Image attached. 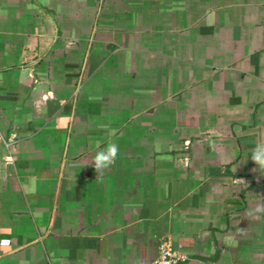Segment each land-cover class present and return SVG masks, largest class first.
<instances>
[{"label":"crops","instance_id":"1","mask_svg":"<svg viewBox=\"0 0 264 264\" xmlns=\"http://www.w3.org/2000/svg\"><path fill=\"white\" fill-rule=\"evenodd\" d=\"M0 135V264H264V0H0Z\"/></svg>","mask_w":264,"mask_h":264},{"label":"clouds","instance_id":"2","mask_svg":"<svg viewBox=\"0 0 264 264\" xmlns=\"http://www.w3.org/2000/svg\"><path fill=\"white\" fill-rule=\"evenodd\" d=\"M118 152L119 145L114 142L108 143L104 149L97 151L92 160V166L96 173L100 174L112 166L117 158ZM249 159L256 165V170L264 174V142L256 143ZM261 210L259 207L256 209V211Z\"/></svg>","mask_w":264,"mask_h":264},{"label":"built area","instance_id":"3","mask_svg":"<svg viewBox=\"0 0 264 264\" xmlns=\"http://www.w3.org/2000/svg\"><path fill=\"white\" fill-rule=\"evenodd\" d=\"M0 141L6 146L9 147L14 143L13 138L5 139L0 135ZM5 161L11 162V154L5 156ZM187 256L183 253L169 237L162 238L158 243V255L152 261L146 264H178L182 261H185Z\"/></svg>","mask_w":264,"mask_h":264}]
</instances>
